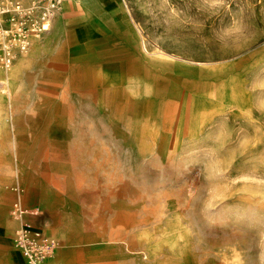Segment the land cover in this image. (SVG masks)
I'll return each instance as SVG.
<instances>
[{
	"label": "rangeland",
	"instance_id": "obj_1",
	"mask_svg": "<svg viewBox=\"0 0 264 264\" xmlns=\"http://www.w3.org/2000/svg\"><path fill=\"white\" fill-rule=\"evenodd\" d=\"M74 1L0 65V264L16 198L48 264H264V0Z\"/></svg>",
	"mask_w": 264,
	"mask_h": 264
},
{
	"label": "built area",
	"instance_id": "obj_2",
	"mask_svg": "<svg viewBox=\"0 0 264 264\" xmlns=\"http://www.w3.org/2000/svg\"><path fill=\"white\" fill-rule=\"evenodd\" d=\"M66 0H0V65L7 69L27 51L31 36L48 30ZM39 206H28L21 198L12 203L11 216L18 225L13 246L26 264H47L60 245L58 239L29 216H39Z\"/></svg>",
	"mask_w": 264,
	"mask_h": 264
},
{
	"label": "crops",
	"instance_id": "obj_3",
	"mask_svg": "<svg viewBox=\"0 0 264 264\" xmlns=\"http://www.w3.org/2000/svg\"><path fill=\"white\" fill-rule=\"evenodd\" d=\"M73 3H74L73 4L74 11H82L83 12V14L81 16H80L81 12H78V17L80 16V18L78 21L77 30H78V32H80L79 37L81 38V40L82 41L86 40V42H88V40L90 39L89 35H92V34H94L98 39H101L102 35L107 33V31H106L107 24L105 22H102V17H100L101 22H100V19H96V22H92V20L94 19V17H92V13H93L92 10L97 9V8H105V6H106L105 3L102 0H78V2L74 1ZM110 11L113 15H117V13H118L117 7L111 8ZM60 19H61V17H60ZM105 20L108 23L107 17H105ZM102 25H104V27ZM77 30H76V32H77ZM101 55L103 57L102 52H101ZM106 58H107V56H106ZM31 218L37 224H41L39 221L40 216H31ZM41 225L45 228V226L43 224H41ZM45 229H47V228H45ZM49 233H51V232H49ZM11 239H12V237H11ZM47 264H48V262H47Z\"/></svg>",
	"mask_w": 264,
	"mask_h": 264
},
{
	"label": "bare ground",
	"instance_id": "obj_4",
	"mask_svg": "<svg viewBox=\"0 0 264 264\" xmlns=\"http://www.w3.org/2000/svg\"><path fill=\"white\" fill-rule=\"evenodd\" d=\"M54 19H56V18H54ZM54 19H53V21H54ZM54 23H55V24H54L53 28H51V29L49 28L48 30H46L45 32H43L44 34L47 35V37L50 36V35H52V34L54 33V30L56 29L55 27H57V26H59V25L61 24V20H60V19H57V20L54 21ZM43 33H41V34H43ZM41 34H39V35H34V34H33V35L31 36V42H32V39H33L34 37H38V36H40ZM30 45H31V44H30ZM35 45L38 46V43H37V44L35 43ZM26 52H27V51H24V52L21 53V56H20L21 59H20L19 64H18L19 66H20V65H23V64H26V62L28 61L29 55H28V54H25ZM19 66H17V67H19ZM11 67H12V66H11ZM11 67H9V68H7V69L10 70ZM2 68H3V67H2ZM4 69H5V68H4ZM15 71H16V67H15L14 69L11 70L12 73H14Z\"/></svg>",
	"mask_w": 264,
	"mask_h": 264
}]
</instances>
